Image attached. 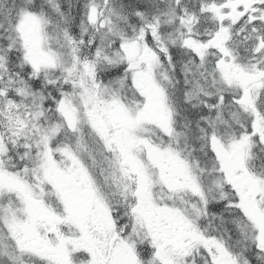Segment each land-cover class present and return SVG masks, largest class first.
Wrapping results in <instances>:
<instances>
[{
    "label": "snow or ice",
    "instance_id": "snow-or-ice-1",
    "mask_svg": "<svg viewBox=\"0 0 264 264\" xmlns=\"http://www.w3.org/2000/svg\"><path fill=\"white\" fill-rule=\"evenodd\" d=\"M0 264H264V0H0Z\"/></svg>",
    "mask_w": 264,
    "mask_h": 264
}]
</instances>
